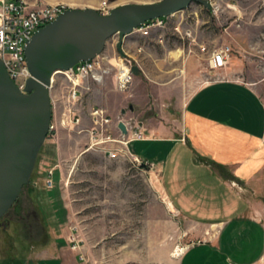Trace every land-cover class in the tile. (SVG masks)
I'll return each mask as SVG.
<instances>
[{"label": "rangeland", "instance_id": "rangeland-1", "mask_svg": "<svg viewBox=\"0 0 264 264\" xmlns=\"http://www.w3.org/2000/svg\"><path fill=\"white\" fill-rule=\"evenodd\" d=\"M27 1L102 14L106 2L110 13L118 6L160 0ZM208 1L211 10L194 3L127 36L126 60L117 51L118 37L109 40L99 58L110 71L102 82L89 77L74 80L76 86L62 73L55 76L56 132L43 145L19 201L2 218L6 224L0 222V264H37L51 257L64 264H182L189 249L207 244L220 231L221 226L196 221L170 205L163 190V185L168 190V176L161 178L148 162L163 145L96 144L91 118L93 109L106 111L120 141L133 135H119L115 126L121 121L145 135H178L191 97L221 80L252 87L264 104V0ZM222 48L230 49V60L216 69L213 55ZM125 64L142 73L121 89L115 75L117 65L123 71ZM75 88L82 93L76 103L68 99ZM74 117L81 123L67 124ZM114 149L116 156L110 154ZM225 173L233 187L242 189ZM260 228L264 230V219ZM258 264H264V257Z\"/></svg>", "mask_w": 264, "mask_h": 264}, {"label": "crops", "instance_id": "crops-1", "mask_svg": "<svg viewBox=\"0 0 264 264\" xmlns=\"http://www.w3.org/2000/svg\"><path fill=\"white\" fill-rule=\"evenodd\" d=\"M182 120L178 135L142 132L143 138L135 140L163 145L153 161H145L154 164L161 178L168 176V190L162 185L170 205L196 221L221 226L207 244L184 252L182 264H258L264 257L262 100L246 84L221 80L191 97ZM225 172L242 189L233 187ZM37 264L64 261L51 257Z\"/></svg>", "mask_w": 264, "mask_h": 264}, {"label": "water", "instance_id": "water-1", "mask_svg": "<svg viewBox=\"0 0 264 264\" xmlns=\"http://www.w3.org/2000/svg\"><path fill=\"white\" fill-rule=\"evenodd\" d=\"M194 3L212 9L208 0H160L118 6L108 15L92 8L66 10L26 44L31 74L27 94L18 89L0 59V220L17 204L29 184L48 138L55 76L97 59L114 37H118V53L126 58L123 46L127 36L147 22L173 17ZM132 73L139 76L142 70L133 66ZM118 127L124 135L128 134L124 122H119Z\"/></svg>", "mask_w": 264, "mask_h": 264}, {"label": "built area", "instance_id": "built-area-1", "mask_svg": "<svg viewBox=\"0 0 264 264\" xmlns=\"http://www.w3.org/2000/svg\"><path fill=\"white\" fill-rule=\"evenodd\" d=\"M109 5L106 2V9L102 10V15H108ZM61 10V6H44L41 4L30 3L27 0H0V59L3 61L5 68L14 81L18 89L27 94V81L31 78L27 59L25 56V48L27 42L36 34V32L44 26L56 20V12ZM159 20V19H156ZM145 23L139 29H143ZM152 25H149L151 27ZM148 27V28H149ZM100 57L89 62H82L76 65L72 70L63 73L72 81V79H86L92 77L96 82H102L104 75L110 71L102 68ZM126 60V58H124ZM230 60V49L222 48L213 55L212 63L214 68L222 69L227 66ZM125 61H122L124 64ZM128 73L125 74L117 65V73L115 75L117 87L123 89L132 80V67L124 65ZM53 90V86L51 91ZM82 96L81 91L77 88L73 89L69 94V101L78 102ZM54 105H58V101L54 99ZM53 105V106H54ZM53 110V107H52ZM93 134L97 133L95 138L96 144H116L121 143L128 147L130 141L140 140L143 138L142 132L133 130L131 125H126L128 133L132 134V138L120 141L114 137L111 131L114 127L113 120L107 116L106 111L102 109H93L91 112ZM67 124L75 122V125L81 123V118H67ZM119 135L124 138V134L120 131L118 125L115 126ZM56 131L52 129V121L50 125L49 135H55ZM48 135V136H49ZM128 135V134H127ZM126 135V136H127ZM125 139V138H124ZM116 149L111 150L110 154L115 155Z\"/></svg>", "mask_w": 264, "mask_h": 264}, {"label": "bare ground", "instance_id": "bare-ground-1", "mask_svg": "<svg viewBox=\"0 0 264 264\" xmlns=\"http://www.w3.org/2000/svg\"><path fill=\"white\" fill-rule=\"evenodd\" d=\"M66 11V9L64 8V7H62L61 6V10L60 11H57L56 12V19L61 15V14H63V12H65ZM109 14V13H108ZM159 20H162V19H159ZM154 21H157V20H154ZM153 21V22H154ZM157 25V24H156ZM161 25H163V24H161ZM159 26H160V24H159ZM178 56V55H177ZM122 72H125V68L123 69V71ZM128 73V70L126 69V73L125 74H127ZM74 80H77V79H72V81L74 82ZM77 82H78V80H77ZM79 83V82H78ZM78 83H76V82H74L73 84L74 85H79ZM51 100H52V98H51ZM52 107H53V105H52ZM52 118H53V110H52ZM52 129L54 130V124L52 123ZM121 131V130H120ZM179 252V251H178ZM184 253V250L183 251H181V253H180V255H179V257L182 255Z\"/></svg>", "mask_w": 264, "mask_h": 264}, {"label": "flooded vegetation", "instance_id": "flooded-vegetation-1", "mask_svg": "<svg viewBox=\"0 0 264 264\" xmlns=\"http://www.w3.org/2000/svg\"><path fill=\"white\" fill-rule=\"evenodd\" d=\"M2 221H3V224H6L3 219L0 220V222H2Z\"/></svg>", "mask_w": 264, "mask_h": 264}]
</instances>
